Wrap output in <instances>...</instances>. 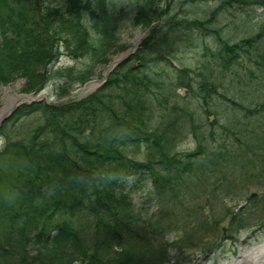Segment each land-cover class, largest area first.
Segmentation results:
<instances>
[{"label": "trees", "instance_id": "trees-1", "mask_svg": "<svg viewBox=\"0 0 264 264\" xmlns=\"http://www.w3.org/2000/svg\"><path fill=\"white\" fill-rule=\"evenodd\" d=\"M61 1L0 0L1 83L22 77L23 91L31 92L52 77L62 76L58 88L65 93L73 84L88 80L95 66L106 63L111 53L126 47L119 43L118 17L106 0ZM225 1L264 5V0ZM165 13L160 0H137L133 22L149 27V34L97 90L79 100L40 101L20 107L15 118L38 112L42 120L18 142L9 143L13 138L6 134L5 123L0 125V135L5 137L0 152V264H163L168 254L157 236L164 232V216L154 218L135 207L126 189L130 181L145 178L155 190L169 187L174 191L187 178L234 187L244 184L242 178L264 183V124L256 125L260 126V141L236 148L224 141L210 151L204 142L208 135L216 134L212 130L216 118L209 123L208 133L197 134L196 108L170 104L171 95L178 96L176 89L185 87L211 115L215 112L210 107L212 95L220 93L205 77L194 91L188 68L176 70L168 85L158 76L155 68L170 63L165 55L172 51L169 34L178 29H204V22L197 19L172 17L173 22L168 19L164 24L161 16ZM255 41L249 37L221 43L222 64L228 67L237 61ZM61 46L74 58L87 57L89 65L48 68L62 54ZM131 60L133 65L128 64ZM225 98L252 123L264 112V103L256 102L250 108ZM158 109L165 112L156 115L161 122L154 123ZM186 126H190L196 146L182 153L176 147ZM139 150L145 160L133 157ZM236 159L240 160L237 171L241 178L236 173ZM208 162L214 169H206ZM191 212L195 216L192 225L189 220L183 226L190 223L195 234L210 232L218 222L196 217L195 207ZM227 212L230 237L252 225L264 227V194ZM170 221L166 230L179 227L186 232L178 219Z\"/></svg>", "mask_w": 264, "mask_h": 264}, {"label": "rangeland", "instance_id": "rangeland-1", "mask_svg": "<svg viewBox=\"0 0 264 264\" xmlns=\"http://www.w3.org/2000/svg\"><path fill=\"white\" fill-rule=\"evenodd\" d=\"M58 1V0H57ZM116 4V9L119 17V29L118 37L120 42L128 44V49L132 46H138V43L145 37L147 30L133 24L134 9L133 6L136 3L135 0H112ZM163 4L169 3V8H166L165 21L175 17L176 19H199L206 21L211 17L212 11H215L214 18L206 24L208 29L211 30H197V29H178L169 34L172 35L171 45L174 47V51L171 54H167V58L171 61L172 66L162 64L157 66L155 70L160 73L161 78L168 81V75H174V68L182 66L190 67L192 70L191 75L196 79L201 78V74L204 77H209L218 86L217 89L220 92L219 95H213L210 107L215 110L213 114L205 113L200 107V99L186 91L184 88H179L178 93L180 96H171L170 104L177 102L183 104L181 99L184 98L185 102L188 101L190 108H197L196 120L200 125L199 133H208L210 130L209 120L216 118L217 123L214 124L212 130L216 132L213 136H207L204 144L208 150H216L222 146L221 143L226 141L229 146L239 145L244 146L249 141L259 140L258 134H260V126L264 124V112L257 114V121L254 123L243 116L244 111H234V106L225 97L235 99L242 104L255 108L256 102H264V33L258 42L255 49H251L249 54H244L240 59V63H234L229 67H224L220 60H223L217 55V49L219 43L216 40V35H220L229 42H236L243 37L255 35L264 28V6H245L238 7L236 5L228 8H219L221 0H162ZM172 22L174 21L171 19ZM165 28V27H164ZM170 45V46H171ZM61 50L63 54L60 56L58 62L55 63V67H67L72 66L76 69L86 67L89 64L87 57L73 58L67 54V50L62 46ZM120 53V52H118ZM116 53V54H118ZM111 55L110 60L116 55ZM134 61V60H133ZM133 61L129 62L133 64ZM109 63L98 66L94 70V75L90 80L83 84H76L67 94L58 95L57 86L60 82L59 78L51 79L45 88L41 90V94L44 95L49 102L65 101L69 99L82 98L92 90H84V86L92 81H98L101 79L105 72V69ZM261 65V67H258ZM171 66V67H170ZM24 85V79L19 78L6 85L0 84V110L8 105L7 102L12 96L22 94V87ZM196 87L197 83H194ZM31 94V93H26ZM183 96V97H181ZM188 98V99H187ZM157 102V101H155ZM163 113L162 110H158L154 114V123H156V115ZM255 115V114H254ZM262 115V116H261ZM40 120L38 113L30 116H25L17 121L9 120L5 124V132L10 135L11 142H18L19 139L25 138L29 131L34 128ZM159 120V119H158ZM228 131L224 132L225 128ZM260 125V126H256ZM264 129V127H263ZM219 133L221 136H219ZM237 135V137L234 136ZM262 135V134H261ZM239 137V138H238ZM4 139L0 137V152L4 149ZM196 146V140L194 134L190 132V126H186L183 130L181 137L178 139V150L180 152L194 149ZM144 153L142 151L135 155L136 159H144ZM196 170L194 169V172ZM253 183L248 181L242 186L240 191L232 198H218L211 197L210 191L213 186H207L203 194L197 195L202 188L201 184H197V180L194 178L191 181L186 179L184 188H188V191L183 190V194L180 198H188L189 196L195 202L199 203L202 214L209 218L215 211L223 209L225 203L229 206H236V204H244L246 196L251 192L264 194V185L253 180ZM141 189H136L131 182L129 184L131 192V198L136 205H143V198L145 191L149 188V182L146 179H142L137 182ZM166 196L169 200L176 203V209L179 207L181 201L171 194V190H167ZM175 198V199H174ZM150 212L156 210V205H148ZM226 220L219 223L217 227V234L215 235L216 241H213V237L206 238L202 242V246L197 247V243L190 244L184 247L181 254L185 255V258L178 259L177 262L171 259L168 264H264V230H258L255 233H251L246 229L240 232L238 241L234 242L230 238L221 239V228L225 225ZM6 220H1V223H6ZM2 229H4L2 227ZM227 235V233H224ZM166 237V238H165ZM220 237V239H219ZM164 240L170 242L175 239L173 233H167ZM212 240V241H210ZM192 241V240H191ZM205 243V244H204ZM214 244V246H212ZM203 246H211V251L206 250ZM190 247V248H188ZM203 251H202V250ZM174 249L169 250V254H173Z\"/></svg>", "mask_w": 264, "mask_h": 264}, {"label": "bare ground", "instance_id": "bare-ground-1", "mask_svg": "<svg viewBox=\"0 0 264 264\" xmlns=\"http://www.w3.org/2000/svg\"><path fill=\"white\" fill-rule=\"evenodd\" d=\"M114 63V61H112V63L108 66V68L107 69H109L111 66H112V64ZM97 84H98V81H92V82H89V83H87L85 86H84V90H92V89H94L96 86H97ZM14 98H10L9 100H8V102L7 103H9V105L11 104V103H13L14 102V100H13ZM23 98L22 97H20L18 100H22ZM8 107L6 106V108H4V109H7Z\"/></svg>", "mask_w": 264, "mask_h": 264}]
</instances>
